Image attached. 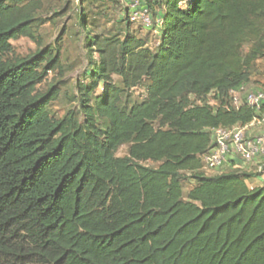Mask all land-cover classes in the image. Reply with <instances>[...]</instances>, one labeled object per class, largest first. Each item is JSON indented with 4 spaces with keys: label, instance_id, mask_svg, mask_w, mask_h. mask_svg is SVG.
<instances>
[{
    "label": "trees",
    "instance_id": "trees-1",
    "mask_svg": "<svg viewBox=\"0 0 264 264\" xmlns=\"http://www.w3.org/2000/svg\"><path fill=\"white\" fill-rule=\"evenodd\" d=\"M150 1L155 51L127 12L104 36L80 9L99 61L78 84L81 115L55 119L60 92L38 89L61 68L39 41L41 2L0 0V264H264V186L220 171L233 153L214 175L204 162L217 130L261 118L232 92H249L264 60V0ZM21 38L37 51L17 55Z\"/></svg>",
    "mask_w": 264,
    "mask_h": 264
},
{
    "label": "rangeland",
    "instance_id": "rangeland-1",
    "mask_svg": "<svg viewBox=\"0 0 264 264\" xmlns=\"http://www.w3.org/2000/svg\"><path fill=\"white\" fill-rule=\"evenodd\" d=\"M31 1V0H26ZM37 1V0H36ZM41 9L37 15L36 25L39 26V41L43 44V48H52L54 53L60 52L61 68L56 72L49 74L48 79L38 87L42 93H47L52 87L60 92L58 99L51 103L49 110L53 118H63L70 111H75L81 115L80 95L78 92V84L89 83L87 73L92 69V65L99 61L96 53L89 54L87 52L85 41L87 34L80 26L78 14L81 8L89 13L88 25L94 32V35L102 34L104 36L111 33H121L124 26L120 25V17L127 12V4L122 0H86L82 5L81 0H40ZM151 1L148 0V4ZM161 8L155 5L152 12L153 18L155 14L160 12ZM151 20V28H145L141 23H133L130 21V31L139 38L145 39L149 47L155 51L160 37V27L156 22L158 19ZM15 53L19 56L26 57L34 54L38 49V43L29 38H21L13 41ZM253 83L248 87L249 91L264 93V60L257 63L253 77ZM120 82L119 78L115 79ZM103 92L102 86L98 89L97 95ZM146 93L143 89H135L133 92L132 104L143 102ZM241 95L238 96L241 102ZM211 104L215 105L211 99ZM246 134L249 138L264 135V120H260L254 125L246 128ZM255 130V131H254ZM129 147L124 146L118 153L119 157L128 154ZM264 157V153L261 154ZM256 157L252 162L247 164V170L250 164H254ZM149 166L155 167L154 163H148ZM264 166L257 164L253 168L259 169ZM252 168V169H253ZM250 170V168H249ZM219 171H208V175L217 174ZM192 185L185 182V192L187 193Z\"/></svg>",
    "mask_w": 264,
    "mask_h": 264
},
{
    "label": "built area",
    "instance_id": "built-area-1",
    "mask_svg": "<svg viewBox=\"0 0 264 264\" xmlns=\"http://www.w3.org/2000/svg\"><path fill=\"white\" fill-rule=\"evenodd\" d=\"M127 4V14L129 20L133 23H141L145 28H151L152 13L147 7L148 0H122ZM157 26L161 27L163 21L158 19ZM241 93L246 94V100L249 105L256 109L261 118L256 119L252 124L258 123L260 120H264V114L262 113V107L264 105V93L256 91H247L242 86L238 91H233L234 102L236 105L240 103L238 96ZM249 125V126H250ZM248 127V126H247ZM247 127L236 126L233 129L227 131L219 129L215 132L217 147L210 154L204 157L205 169L207 171H214L222 167L226 158L231 153L239 154L242 159L250 163L259 154L264 153V135L257 136L255 138H249L246 134ZM259 171L264 172V166L260 167Z\"/></svg>",
    "mask_w": 264,
    "mask_h": 264
},
{
    "label": "crops",
    "instance_id": "crops-1",
    "mask_svg": "<svg viewBox=\"0 0 264 264\" xmlns=\"http://www.w3.org/2000/svg\"><path fill=\"white\" fill-rule=\"evenodd\" d=\"M263 161H264L263 155L259 154L256 157L254 164H250V166L248 167V170H247V164L248 163L247 162L245 163L244 161L241 160V158L239 156H237L236 154L233 153L230 156H228L227 163H225L226 165H224L220 171L225 172V171H228L229 169L246 170L248 172H251L253 175L251 177V179L248 181V185L251 188L263 187L264 186V172L261 173L259 171L260 167H259V169L253 168L257 164H262ZM249 168H250V170H249Z\"/></svg>",
    "mask_w": 264,
    "mask_h": 264
}]
</instances>
